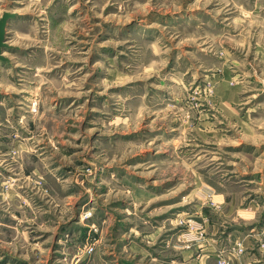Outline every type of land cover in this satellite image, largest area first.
I'll return each instance as SVG.
<instances>
[{"label": "rangeland", "instance_id": "374dc122", "mask_svg": "<svg viewBox=\"0 0 264 264\" xmlns=\"http://www.w3.org/2000/svg\"><path fill=\"white\" fill-rule=\"evenodd\" d=\"M4 12L0 264H234L236 213L264 221V0Z\"/></svg>", "mask_w": 264, "mask_h": 264}, {"label": "crops", "instance_id": "0c3cea01", "mask_svg": "<svg viewBox=\"0 0 264 264\" xmlns=\"http://www.w3.org/2000/svg\"><path fill=\"white\" fill-rule=\"evenodd\" d=\"M247 209H250V211L243 212L242 215L243 217H240L238 213H236L237 214L236 217H237V221L242 222V224H247L248 226H244V229H242L241 227L240 229H235L234 227V229L229 232L230 234L228 236L229 238H231L230 240L235 241V243L241 242L242 248L244 249L243 255L242 254L238 255L239 257L235 255L238 258L235 260L234 264H264V254L262 253L263 254L262 255L258 249L259 240L263 239L264 237L263 235L264 221L260 223L259 211L256 205L249 204ZM244 215L246 217H244ZM202 224H203L202 227L204 229V233L207 234L206 232L207 223H202ZM222 228L224 227L222 226ZM256 229L258 230L257 232ZM212 231L215 232V238L217 240L214 238L213 243L211 245L207 244V247L212 246L214 243H215L214 246L220 244L219 236L224 235L223 234L224 230H221L220 226L213 225ZM251 231H253L254 234L247 235ZM190 243H194V242H190ZM194 244L196 245L197 243ZM204 250H205L204 253L202 251L198 252L196 256L193 257L192 259H189V261L186 264H204L208 262L210 263L212 256L209 255L208 248H205Z\"/></svg>", "mask_w": 264, "mask_h": 264}, {"label": "water", "instance_id": "95a60500", "mask_svg": "<svg viewBox=\"0 0 264 264\" xmlns=\"http://www.w3.org/2000/svg\"><path fill=\"white\" fill-rule=\"evenodd\" d=\"M15 17L10 12H4L0 17V62H5L6 59L2 56V52L9 46L5 44L6 41V27L7 23Z\"/></svg>", "mask_w": 264, "mask_h": 264}, {"label": "built area", "instance_id": "2783aa9c", "mask_svg": "<svg viewBox=\"0 0 264 264\" xmlns=\"http://www.w3.org/2000/svg\"><path fill=\"white\" fill-rule=\"evenodd\" d=\"M245 211H250V209H246L243 212H245ZM233 252H234V256L235 255L238 256V255L243 254V249H242L240 243H236L235 248L233 249ZM216 264H229V261H227L225 259H221V260L217 261Z\"/></svg>", "mask_w": 264, "mask_h": 264}, {"label": "bare ground", "instance_id": "6f19581e", "mask_svg": "<svg viewBox=\"0 0 264 264\" xmlns=\"http://www.w3.org/2000/svg\"><path fill=\"white\" fill-rule=\"evenodd\" d=\"M6 44V43H5ZM3 53V52H2ZM3 56V55H2ZM5 56V55H4ZM5 58V57H4Z\"/></svg>", "mask_w": 264, "mask_h": 264}]
</instances>
